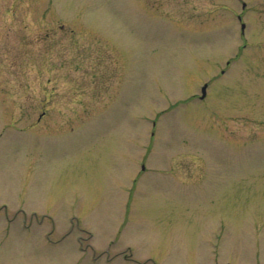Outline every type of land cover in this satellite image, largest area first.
Masks as SVG:
<instances>
[{
	"label": "rangeland",
	"instance_id": "obj_1",
	"mask_svg": "<svg viewBox=\"0 0 264 264\" xmlns=\"http://www.w3.org/2000/svg\"><path fill=\"white\" fill-rule=\"evenodd\" d=\"M0 264H264V0H0Z\"/></svg>",
	"mask_w": 264,
	"mask_h": 264
},
{
	"label": "water",
	"instance_id": "obj_2",
	"mask_svg": "<svg viewBox=\"0 0 264 264\" xmlns=\"http://www.w3.org/2000/svg\"><path fill=\"white\" fill-rule=\"evenodd\" d=\"M243 7H244V5H243ZM243 30H244V24L241 25V31L243 32ZM206 87H207L206 84L201 87V96H200V99H202V98L205 97Z\"/></svg>",
	"mask_w": 264,
	"mask_h": 264
}]
</instances>
